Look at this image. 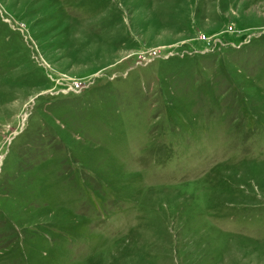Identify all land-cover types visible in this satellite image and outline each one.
<instances>
[{
    "label": "rangeland",
    "instance_id": "1",
    "mask_svg": "<svg viewBox=\"0 0 264 264\" xmlns=\"http://www.w3.org/2000/svg\"><path fill=\"white\" fill-rule=\"evenodd\" d=\"M0 264H264V0H0Z\"/></svg>",
    "mask_w": 264,
    "mask_h": 264
}]
</instances>
